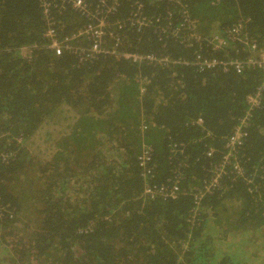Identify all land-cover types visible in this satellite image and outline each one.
<instances>
[{
	"label": "trees",
	"instance_id": "1",
	"mask_svg": "<svg viewBox=\"0 0 264 264\" xmlns=\"http://www.w3.org/2000/svg\"><path fill=\"white\" fill-rule=\"evenodd\" d=\"M41 1L0 0V246H11L4 261L264 264V73L194 65L197 53L244 61L252 44L262 52L264 0H121L110 18L123 23L118 54L170 60L156 65L56 55L48 31L70 38L86 20L68 6L46 17ZM134 2L150 20L139 33L127 22ZM180 9L205 36L242 22L245 45L230 42L220 53L185 47L183 33L166 30L178 25ZM250 96L259 100L252 110ZM246 112L241 175L226 166L205 192ZM43 144L49 152L36 153ZM173 181L174 197L156 193Z\"/></svg>",
	"mask_w": 264,
	"mask_h": 264
},
{
	"label": "built area",
	"instance_id": "2",
	"mask_svg": "<svg viewBox=\"0 0 264 264\" xmlns=\"http://www.w3.org/2000/svg\"><path fill=\"white\" fill-rule=\"evenodd\" d=\"M120 1L121 0L41 1L42 13L46 17H49L48 12L51 7L59 9L64 6H68L73 10V12L77 13L86 20V24L77 29L74 35H71L70 38L65 37L63 40L57 39L54 31L49 30L47 34L50 36V48L54 50L56 55H60L64 51L72 52L79 58L80 61H92L102 55H119L133 64L145 62L151 65L169 63L170 60L168 58H158L154 55H143L130 52L118 54L116 47L120 39L117 30H121L123 28V23L120 20L112 22L110 18L116 13ZM176 12L179 15L180 22L173 29L169 28L170 25H168V27L166 26V30H169L170 35L174 38H178L180 36L179 34L183 33L182 41L185 43V47H193L194 44H196L198 48L206 47L213 53H220L227 49L230 42L240 43L241 47L245 45L246 36L243 38L245 32L243 30L242 22H238L224 33L205 36L196 31V22L189 18L187 10L180 9ZM127 22L129 26L134 28L138 33L143 31L150 24V20L142 12V6L137 2H134V9L132 10ZM78 38H83L85 41V43L82 44L83 46L70 45V40ZM109 40L112 41L111 43L113 44H109ZM249 52H251L250 55L244 61L237 59L224 61L214 57L208 59L206 56L197 53L195 55L196 62L194 65L197 66L200 71L220 66L224 72H226L231 66H233L237 72H239L241 70V66L244 65L247 67L257 66L264 73V50L262 52H258V50L255 49V44H252L251 49L249 48ZM248 103L251 106V110L259 106L257 96L248 97ZM248 113L246 112L245 116L239 121V124L234 127L232 134L226 139L224 145L225 152L222 153L218 163L214 165L216 169L213 167L212 170L213 175L216 176L213 179L211 178L209 183L204 187L205 192H209L211 189L218 187V181L220 179H218V177L226 174L224 171V167L226 166H229L231 169H229V174H232L234 177L241 175L242 169L238 163L237 156L238 150L243 145L245 140L246 134L243 131V128L247 126ZM201 123V119H197L196 124ZM18 142L19 140L17 143ZM149 151L150 149L146 147L142 156L139 157V166L147 167V165L145 166V163L149 160ZM213 153L214 150L210 149L207 151V156L212 157ZM7 159V156H1L2 162H5ZM177 191L178 182L173 181L170 187H164L163 190H159L156 193L161 197H174ZM144 193L150 198H153L155 195L153 190L149 187L145 188ZM199 197L200 196L195 197L196 202ZM1 214L2 208H0V215Z\"/></svg>",
	"mask_w": 264,
	"mask_h": 264
},
{
	"label": "rangeland",
	"instance_id": "3",
	"mask_svg": "<svg viewBox=\"0 0 264 264\" xmlns=\"http://www.w3.org/2000/svg\"><path fill=\"white\" fill-rule=\"evenodd\" d=\"M50 148H51V145L43 144L42 147H41V149L40 148H38V149H35L34 148V149H35V152L36 153L46 154V153L49 152ZM10 248H11V246H6V248L3 249L0 246V264H9V263H6L4 261V259H7V257L9 256V253H10L9 250H10Z\"/></svg>",
	"mask_w": 264,
	"mask_h": 264
}]
</instances>
